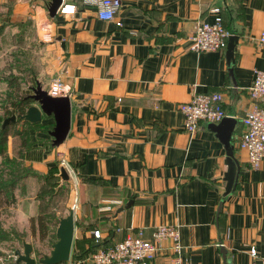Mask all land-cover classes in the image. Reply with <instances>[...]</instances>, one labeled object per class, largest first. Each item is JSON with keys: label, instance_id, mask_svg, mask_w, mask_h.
Masks as SVG:
<instances>
[{"label": "crops", "instance_id": "1", "mask_svg": "<svg viewBox=\"0 0 264 264\" xmlns=\"http://www.w3.org/2000/svg\"><path fill=\"white\" fill-rule=\"evenodd\" d=\"M120 1L107 22L83 0H62L76 11L54 18L51 0H0L2 29L12 16L31 14L71 102L65 141L53 148L47 133H31L23 157L40 175L64 163L90 184L79 197L70 262L83 264L96 249L138 232L149 239L156 227L170 225L178 228L182 262L260 264L249 250L264 257V163L251 168L237 144L255 71L264 70L258 45L264 0ZM215 9L230 34L226 46L195 52L190 37L199 22L214 20ZM211 93L222 95L226 118L235 121L230 143L238 173L226 197L224 145L208 123L187 133L178 110L193 95ZM41 125H54L53 118L43 117ZM102 185L116 196H105ZM115 200L119 208L132 205L100 211ZM171 257V242L163 241L150 264H169Z\"/></svg>", "mask_w": 264, "mask_h": 264}, {"label": "rangeland", "instance_id": "2", "mask_svg": "<svg viewBox=\"0 0 264 264\" xmlns=\"http://www.w3.org/2000/svg\"><path fill=\"white\" fill-rule=\"evenodd\" d=\"M11 6L10 8L14 9V2ZM13 78V86H18L19 95L23 97L33 95V89L38 84L48 93L53 82L58 79L54 55L39 39L30 13L12 16L4 29L0 28V127L5 119L12 116L5 112V107L10 108L12 104L6 94H14V87L7 89L8 82ZM31 105H34L32 100ZM53 126H44L43 130ZM20 130L24 131L25 135H30L42 129L23 127L16 122V125L9 129V137L4 146L5 155L11 159L16 155L19 146L20 138H16L15 134ZM3 161L0 156V169L3 167ZM57 173L58 169L55 168L47 175V179L26 177L20 180L14 191L15 203L10 207H0V264H15L14 252H22L24 241L31 244L32 257L36 260L42 255H49L51 245L56 242L59 219L66 217L71 209L74 216L79 212V197L82 202L85 198V188L90 184L75 177L74 185L61 184L56 177ZM19 174L20 171L16 175ZM3 179L7 177L3 176ZM96 184L101 186L100 183ZM102 192L108 198L116 196L103 185ZM37 216L42 217L47 226V236L44 240H39L37 233L32 235L30 230L29 219ZM75 258L76 256L71 254V259Z\"/></svg>", "mask_w": 264, "mask_h": 264}, {"label": "built area", "instance_id": "3", "mask_svg": "<svg viewBox=\"0 0 264 264\" xmlns=\"http://www.w3.org/2000/svg\"><path fill=\"white\" fill-rule=\"evenodd\" d=\"M86 5H96V15L102 21H113L121 7L120 0H83ZM76 11L74 5H61L57 13L72 15ZM212 22H199L191 37V49L195 52H217L225 48L229 32L224 28L219 10ZM258 45L264 46V31L258 38ZM53 97L66 96L60 80L53 82L48 91ZM252 107L245 114L242 123L245 127L237 147L246 151L249 166L258 168L264 163V70L255 71L254 79L249 88ZM178 110L183 115V128L187 133L194 134L200 123L217 125L226 118L223 109V97L220 93L195 94L187 103L179 105ZM123 206L121 201H107L100 208L101 212H114ZM93 238L100 239L99 231H94ZM163 241L171 242L172 257L169 264H194L182 262L181 246L178 228L170 225L156 227L149 239L141 232L128 236L110 248H99L83 260V264H150L159 253ZM252 258L264 264V257H259L257 250H249ZM63 264H72L70 261Z\"/></svg>", "mask_w": 264, "mask_h": 264}, {"label": "water", "instance_id": "4", "mask_svg": "<svg viewBox=\"0 0 264 264\" xmlns=\"http://www.w3.org/2000/svg\"><path fill=\"white\" fill-rule=\"evenodd\" d=\"M61 1L62 0H51L49 3L48 14L51 18L56 16L57 10L62 3ZM30 99L33 101L34 105H31L23 115L18 117L13 115L5 119L0 129H4L10 123H15L17 119L30 125H36L41 123L43 117L53 118L54 127L48 132V135L51 137V147H59L67 138L70 130L71 102L69 97H53L49 95L47 91H44L38 84L37 87L33 89V95L30 96ZM234 127L235 121L230 118H224L219 124H211L209 126V129L217 133L218 138L225 147L227 156L225 160L227 170L223 178L225 183L223 197H226L233 190L238 173L237 162L233 155V146H231L230 143ZM57 169L58 173L56 177L60 180L61 184H75L73 174L66 164L61 163ZM131 205L132 201H128L127 204L119 208L116 213L121 212L123 208H129ZM74 221L75 216L73 209L69 211L66 217L59 219L56 230V242L51 245L49 255H42L39 260L32 257L33 248L31 244L24 241L22 243V252L20 250L14 252V257L16 258L15 264H63L69 262L74 239Z\"/></svg>", "mask_w": 264, "mask_h": 264}, {"label": "trees", "instance_id": "5", "mask_svg": "<svg viewBox=\"0 0 264 264\" xmlns=\"http://www.w3.org/2000/svg\"><path fill=\"white\" fill-rule=\"evenodd\" d=\"M14 84V78L11 79L7 84V89H10L14 87L13 91L14 94L7 93L6 98H8L12 104L10 108L5 107V112L10 113L13 115H23L25 111L30 107L31 99L29 96H20L19 95V88L18 86H13ZM14 95V96H13ZM16 95V96H15ZM16 100V102H15ZM10 110V111H9ZM18 124L20 123L23 127L28 128H40L42 130H39V132L47 133L50 132L53 127L50 129L43 130V127L45 125H41V123H38L36 125H30L28 123H25L21 121L20 119H17ZM15 123H10L8 126H6L4 129H0V156L3 158V163L1 164L3 167L0 169V207L3 206H12L15 203V196L14 191L17 187V183L26 178V177H40V178H48L47 175H40L39 173H36L32 169L26 167L23 164V157L24 153L31 149L32 142L30 139V135H25L24 131H18L15 134V137H19V146L16 151V155L11 159L7 155H5L4 146L7 143L8 137H9V129L16 125ZM50 125L46 126L49 127ZM16 167V168H15ZM20 171L21 174L18 176L16 175L17 172ZM31 175V176H30ZM3 176H6L7 179H3ZM8 197V198H7ZM29 226L32 235L38 234L39 240H44L47 236V226L42 219V217H31L29 219ZM97 250V249H96ZM95 250V251H96ZM93 253V252H92Z\"/></svg>", "mask_w": 264, "mask_h": 264}]
</instances>
